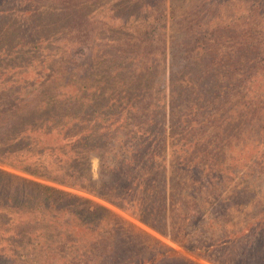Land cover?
<instances>
[{
    "label": "trees",
    "instance_id": "obj_1",
    "mask_svg": "<svg viewBox=\"0 0 264 264\" xmlns=\"http://www.w3.org/2000/svg\"><path fill=\"white\" fill-rule=\"evenodd\" d=\"M157 1L130 33L133 14L119 19L136 4L111 7L125 46L112 53L100 38L88 47L80 21L67 30L79 46H54L40 16L55 9L13 0L15 28L0 23V163L90 194L201 259L216 253L211 263L264 264V195L245 175L264 174V0ZM12 179L0 171V264L96 256L115 214Z\"/></svg>",
    "mask_w": 264,
    "mask_h": 264
},
{
    "label": "rangeland",
    "instance_id": "obj_2",
    "mask_svg": "<svg viewBox=\"0 0 264 264\" xmlns=\"http://www.w3.org/2000/svg\"><path fill=\"white\" fill-rule=\"evenodd\" d=\"M20 1H22L23 3L24 0H20ZM37 1L39 2V5H44V6L47 5L55 9V10H45V12L40 16V20L47 21V28H45V31L44 29L42 30L43 35L48 37L47 41L49 43H53L54 46L56 47H68L71 45L72 47L74 45L79 46V42L76 41L78 39H75L74 36L68 34L67 30L72 28L71 24L74 27L79 28L78 24L80 21L82 22V24H85L87 27L86 32L88 34V39L85 40V42L87 43L88 47H92L96 43H98V38L102 40L100 45H106L104 49L109 50L112 53H116L125 47L123 44V38L120 35L114 33V29L112 28V22H110L109 20L110 17L109 12L111 11V7L113 5L119 4L118 2L120 0L118 1L116 0H37ZM128 1L132 2L129 5L133 3H135L136 5L131 6L130 9L126 10L127 12L126 15L121 13L122 17H120L119 22L123 21L125 16L129 18L132 13L133 18L131 19V21H133L134 19H136V21L131 25L132 27H129L130 29H128L127 33H130L131 30H135L134 26L142 27L143 21H141V19L146 18L147 21V19L150 20L155 17V11L157 10L159 3L157 0H128ZM12 2L13 0H0V10L4 11L5 14L2 20H0V23H5V22L13 23V26L15 28L14 21H16L17 19L14 20L13 16L6 15L7 12L6 8H8L12 4ZM165 4L166 5L168 4V0H165ZM120 6H122V4H120ZM25 8L32 9L31 6H25ZM18 20L21 22L22 25H24V23L32 24V20L29 16V13L21 15L20 17H18ZM28 31L26 30L27 34H29ZM121 33H124V30H121ZM93 36L96 39L94 41H90L91 38H93ZM249 151L251 152V150ZM187 152L190 153V149H187ZM247 154L248 152H242L240 153L239 157H242V155H247ZM0 171L15 176L17 179H12L14 185L16 183H20L19 182L20 178H24L26 180H32L40 184H45L57 189L64 190L79 198H86L94 203L101 205L103 208H106L107 210L115 214V216L112 219L106 221L108 226L105 225L104 227H101L100 232H98L102 235V238L106 240L105 241L106 243L104 242L103 247L96 248L97 249L95 253L96 256H88L86 261H83L82 263L78 262L77 264H136L137 261H141V260H144V262L146 261L145 264H214L218 262L217 260L218 256L216 253L210 256L211 259L210 262L201 259L198 256L186 251L179 245L175 244L173 241L169 239L166 233L157 232L149 228L148 226L139 222L135 218L131 217L128 213L119 210L118 208L90 194H87L85 192L67 186H63L61 184L37 176H33L21 172L19 170L13 169L1 163H0ZM90 171L92 178L96 179L98 177V164L96 157L90 158ZM245 175L249 176L248 183L251 184L252 190L258 189L264 195V174H245ZM0 185H3L5 187L3 183H0ZM225 188L228 189L229 185L227 184ZM6 189L11 193L13 192L14 187L11 185ZM214 206L210 209L211 211H214ZM251 207L254 208L255 205L251 203ZM122 222L127 224H132L135 227L139 228L140 233L137 237V239L139 240L132 238L133 235L131 231L126 229V225ZM58 225L60 226V228L63 227L61 222H58ZM110 231L112 233H110ZM144 241H146L147 243H145ZM155 241L158 243H156ZM154 243H155V247L152 246L154 245ZM154 251L165 252V256L162 258H158L157 256H155L156 254ZM158 256H160V254ZM81 258L83 259L82 256ZM76 262H77V258L75 259V263Z\"/></svg>",
    "mask_w": 264,
    "mask_h": 264
}]
</instances>
